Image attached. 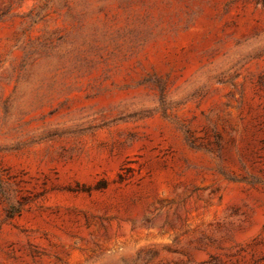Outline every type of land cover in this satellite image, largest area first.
Returning a JSON list of instances; mask_svg holds the SVG:
<instances>
[{
  "label": "rangeland",
  "instance_id": "1",
  "mask_svg": "<svg viewBox=\"0 0 264 264\" xmlns=\"http://www.w3.org/2000/svg\"><path fill=\"white\" fill-rule=\"evenodd\" d=\"M0 264H264V0H0Z\"/></svg>",
  "mask_w": 264,
  "mask_h": 264
}]
</instances>
